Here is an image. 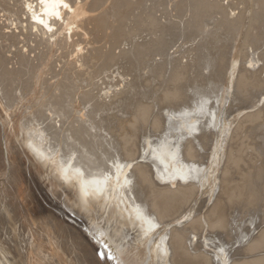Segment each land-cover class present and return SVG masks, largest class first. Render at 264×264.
Here are the masks:
<instances>
[{"label": "bare ground", "instance_id": "1", "mask_svg": "<svg viewBox=\"0 0 264 264\" xmlns=\"http://www.w3.org/2000/svg\"><path fill=\"white\" fill-rule=\"evenodd\" d=\"M0 197V264H264V0H0Z\"/></svg>", "mask_w": 264, "mask_h": 264}, {"label": "rangeland", "instance_id": "2", "mask_svg": "<svg viewBox=\"0 0 264 264\" xmlns=\"http://www.w3.org/2000/svg\"><path fill=\"white\" fill-rule=\"evenodd\" d=\"M166 5H167V3H166ZM1 166H2V165H1ZM3 168H4V167H3ZM3 168H2V169H3ZM28 178H30V177H28ZM29 183H30L29 185H31L30 187H31L32 190H33V182H31V179L29 180ZM34 190H36V189H34ZM32 192H33V191H32ZM36 193H37V195L39 194L37 190H36ZM24 195L26 196V194H24ZM32 195H33V193H32ZM25 196L23 197V195H22L23 198H22L21 196H17V198L15 197L16 200H14V198H13V200H12V198H7L8 201H10V202H9L10 205H13V206L10 207L11 209L9 210V212H10V217L12 216V214H11V212H12V213L14 214L15 218H13V220H12V218H11V220L14 221L13 224L15 223V224H14L15 226L17 225V227H15L14 225H11V226L13 227V231H14V232L16 231V233L18 232V234H20L19 232H21V233H22V232H27V233H23V234H25V235H22V234H21V235L23 236L22 238H19L20 235L17 234V237H18V238H16V240H17V239H19V240L21 239V241H23V239H25V240L23 241V243H26V242H29V241L31 242V238H30V236H31L32 239H33L32 234L30 235V232L32 231L31 228H32L33 226L31 225L32 223H31L30 221H28L29 218H30V215L33 214V211H32V213H31V209L33 210V203H32V201H31L32 205L30 206L31 203H30V201H29V198H27V196H26V197H25ZM19 197H21V198L18 199ZM39 197H40V195H39ZM32 198H33V196H32ZM0 199H1V197H0ZM22 199H23L24 201H22ZM40 199H41V197H40ZM1 200H2V199H1ZM18 200H21L22 202L20 203V201H18ZM8 201H7V202H8ZM11 201H12L13 203H12ZM25 201H29V203H27V202H25ZM0 202H2V204L0 203V206H1V205H3V206H10V205H6V203H5V202H6V199H4V198H3V201H0ZM3 202H4V204H3ZM17 202H18V205H17ZM9 203H7V204H9ZM25 203H26V204H25ZM21 204H23V205L21 206ZM24 204H25V205H24ZM28 204H29V205H28ZM13 207H14V208H13ZM17 207L20 208L19 210H21V211L17 212V211H18V210H17V209H18ZM22 207H23L24 209H22ZM28 207H29V209H30V210H29L30 213H29V211H28ZM30 207H32V208H30ZM13 209L15 210V213L13 212V211H14ZM23 210H24V211H23ZM26 211L28 212V214L26 213ZM16 216H17L19 219H21V222H22V219H23V222L20 223V221L16 218ZM16 219H17V220H16ZM25 219H26V221H24ZM15 221H18V222H15ZM26 222H28L29 226H27L28 224H27ZM24 225H25V226H24ZM11 226H10V228H11ZM18 226H19V228H18ZM20 226H22V228H21ZM30 227H31V228H30ZM14 228H15V229H14ZM20 228H21V229H24V230L22 231V230H20ZM25 228H26V229H25ZM28 228H30V229H29L30 232H29ZM17 229H19V230H17ZM8 230H9V229H8ZM25 230H26V231H25ZM27 230H28V231H27ZM2 231H3V234L5 233V234L3 235V236L5 237V239L7 238L6 240H8V238L10 237V234H11V230L9 231L10 234H9V232L7 231V229H6V231H4V229H3ZM13 231H12V232H13ZM28 233H29V234H28ZM6 234L8 235V237H6ZM26 234H27V235H26ZM16 240L12 239V241H16ZM10 241H11V239H10ZM25 241H26V242H25ZM8 242H9V241H8ZM14 243H15V242H14ZM18 243H19V242H18ZM25 245H26V244H25ZM25 245L22 244L21 247H20V250H21V249L23 250L24 247L22 248V246H25ZM26 246H28V244H27ZM25 256L27 257V259H26L27 261L25 260L24 263H25V264H29V263H30V264H31V263L33 264V262H32V261H33V257H32L33 254H31L32 260H31V257H30L29 255H28V256L25 255ZM15 258H16V259H15ZM14 259H15V260H14ZM17 259H18V261H17ZM11 261H12L13 263H15V264H20V259L17 258V256H15V257H14V256L11 257ZM21 261H23V260L21 259ZM12 262H11V263H12ZM27 262H28V263H27ZM24 263H23V264H24Z\"/></svg>", "mask_w": 264, "mask_h": 264}]
</instances>
